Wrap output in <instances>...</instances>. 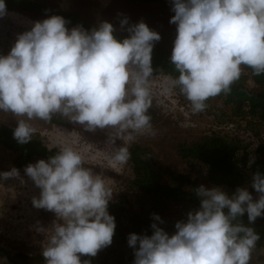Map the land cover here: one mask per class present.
Returning a JSON list of instances; mask_svg holds the SVG:
<instances>
[{"label": "clouds", "instance_id": "obj_1", "mask_svg": "<svg viewBox=\"0 0 264 264\" xmlns=\"http://www.w3.org/2000/svg\"><path fill=\"white\" fill-rule=\"evenodd\" d=\"M172 4L176 37L170 60L179 75L166 77L165 93L179 89L191 111L199 113L210 98L231 92L242 66L264 74V0ZM8 15L6 0H0V18ZM66 23L60 15L36 21L18 34L7 55L0 54V112L17 118L13 136L21 144L33 139L29 121H51L55 115L90 132L107 130L109 144L122 141L111 155L112 166L125 165L128 144L137 135H155L148 111L152 53L161 34L144 21L129 25L127 17L121 20L129 33L123 39L108 21L91 31L69 30ZM84 165L79 152L60 143L55 155L25 168L40 189L33 206L56 216L41 229L48 233L42 246L45 264H90L80 257H94L113 242L116 221L108 208L114 191ZM19 176L16 168L0 172V180ZM252 187L258 199L246 187L230 194L200 185L195 189L199 209L178 221L171 235L153 214L151 235L128 237L134 264H250L260 236L249 225L264 216V174H254ZM245 213L248 225L239 219Z\"/></svg>", "mask_w": 264, "mask_h": 264}, {"label": "rangeland", "instance_id": "obj_2", "mask_svg": "<svg viewBox=\"0 0 264 264\" xmlns=\"http://www.w3.org/2000/svg\"><path fill=\"white\" fill-rule=\"evenodd\" d=\"M53 10L60 11L96 27L103 21L111 22L116 32L129 35L121 20L128 18L129 25L144 21L148 26L161 34V39L155 42L165 49H173L176 37V25L170 23L175 14L172 10V0H34ZM9 15L0 18V54L6 55L14 45L18 34L33 26L36 21L47 17L34 18L33 15L8 10ZM70 30V29H69ZM166 76H153L151 86L152 104L148 114L155 135H137L128 144L140 145L146 158L162 171L157 175V181L168 183L169 174L182 175L195 183L196 187H217L209 179L206 165L196 160L182 159L178 155V145L191 144L212 133L240 140L248 153L249 162L245 172L251 178L254 172L249 168L251 163L259 159L264 152L256 151L257 140L264 138V121L253 119L249 114L237 116L232 109L224 106L223 100L212 99L206 102L202 112L193 113L190 102L175 90L164 92ZM247 112V109L245 110ZM57 122L33 119L29 121L35 129L34 139L40 140L48 148H56L58 144L70 145L79 152L85 161V167L99 175L114 191L109 204L121 205L125 208L117 226L123 233L122 242L102 248L94 258L97 264L106 261L107 264H125L121 260H135V250L128 244L132 231V218L141 217L154 222L150 200L137 188L132 187L133 169L128 160L125 165L112 166L111 155L120 146L107 142V130L97 129L87 131L83 126L74 124L59 115L53 116ZM17 118L10 113L0 112V127L17 126ZM253 132L258 133L257 136ZM253 141H250V139ZM257 139V140H256ZM11 151L0 145V172L10 171L15 167ZM39 161L35 159L31 164ZM19 177L0 180V264H45L42 256V246L47 243L46 231L56 220L55 213L33 206V197H38L40 189L27 177L24 171H19ZM23 179V183L21 182ZM220 187V186H218ZM248 191L254 199L259 193L253 187ZM116 212H121L117 208ZM188 213L182 212L174 205L169 206L167 213L161 218L160 224L170 235L176 231L175 224L186 220ZM264 222V216L258 217ZM138 247V245H137ZM90 256H81V261H90ZM91 264V263H90ZM250 264H264V247L254 249Z\"/></svg>", "mask_w": 264, "mask_h": 264}, {"label": "trees", "instance_id": "obj_3", "mask_svg": "<svg viewBox=\"0 0 264 264\" xmlns=\"http://www.w3.org/2000/svg\"><path fill=\"white\" fill-rule=\"evenodd\" d=\"M145 1L151 3L157 0ZM6 4L8 10L31 14L34 18L40 16L48 18L52 15H60L65 18L67 22L66 26L69 29L82 26L85 30L91 31L96 27L77 17L53 10L38 1L6 0ZM115 34L119 39L128 36L116 31ZM171 53V49H165L154 44L152 53L153 76L176 77L179 75L171 63ZM175 91L180 94L179 89H175ZM180 95L184 96L182 94ZM212 99L223 100L224 106L231 108L237 116H242L243 113H247L253 119L264 121V74L254 75L251 68L242 66V75L231 86V92L227 95L222 93L219 96L210 98L206 102ZM246 109L247 112H245ZM51 121L57 122L59 120L53 117ZM14 129L15 127L13 126L0 127V145L13 153V161L16 169L19 171H24L26 166L31 164L35 159L48 160L58 151L56 148H50L51 150H49L40 140L34 138L28 143L21 144L13 136ZM253 134L257 136L258 133L253 132ZM250 141L253 140L250 139ZM257 142L255 143L256 151L264 152V138L261 141L257 140ZM129 152V162L134 174V179L131 182L132 187L137 188L149 198L153 212L162 218L167 213L169 206L173 205L184 213L199 209L200 198L195 193L197 187L194 182L185 176L175 174H169L168 183L157 181V175L160 173L163 174V172L159 171L151 163V160L146 158L144 149L140 145H133L129 149ZM178 155L183 160L193 159L206 165L210 181L230 194L238 187H246L251 190L250 187H252L253 178L246 174L244 170L249 162L248 153L242 142L236 138H228L212 133L191 144L182 143L178 145ZM249 168L254 173L260 172L264 174V153L259 159L252 162ZM117 208H121V212H116ZM108 210L115 217L116 221L112 244L126 245L125 241L122 242L123 233L117 226L125 208L121 205L109 204ZM239 219L244 224H249L247 213ZM132 222L131 234H152L153 229L151 228V224L153 222L150 220L142 219L139 216L132 218ZM249 226L253 227L260 236L255 248L260 249V247H264V222L257 218ZM90 258L91 264H97V260L93 256H90ZM121 263L133 264V259L130 258L128 261L121 260ZM102 264L107 263L104 261Z\"/></svg>", "mask_w": 264, "mask_h": 264}]
</instances>
